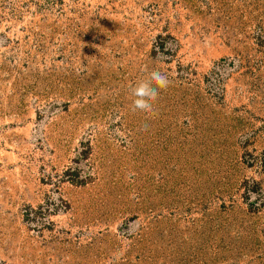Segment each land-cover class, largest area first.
<instances>
[{
	"label": "rangeland",
	"instance_id": "rangeland-1",
	"mask_svg": "<svg viewBox=\"0 0 264 264\" xmlns=\"http://www.w3.org/2000/svg\"><path fill=\"white\" fill-rule=\"evenodd\" d=\"M0 264H264V0H0Z\"/></svg>",
	"mask_w": 264,
	"mask_h": 264
},
{
	"label": "clouds",
	"instance_id": "clouds-1",
	"mask_svg": "<svg viewBox=\"0 0 264 264\" xmlns=\"http://www.w3.org/2000/svg\"><path fill=\"white\" fill-rule=\"evenodd\" d=\"M170 86L168 76L159 71L153 70L148 73L146 79L140 80L135 86H130L133 113H141L146 118L154 117L156 110L154 104L159 97L161 90H166ZM143 131L147 130L145 126Z\"/></svg>",
	"mask_w": 264,
	"mask_h": 264
}]
</instances>
